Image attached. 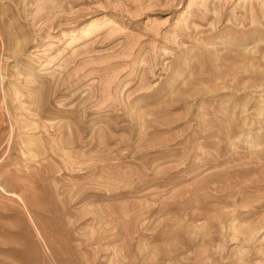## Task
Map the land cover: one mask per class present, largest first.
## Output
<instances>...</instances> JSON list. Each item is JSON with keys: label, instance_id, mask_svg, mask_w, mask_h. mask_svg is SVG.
<instances>
[{"label": "rangeland", "instance_id": "374dc122", "mask_svg": "<svg viewBox=\"0 0 264 264\" xmlns=\"http://www.w3.org/2000/svg\"><path fill=\"white\" fill-rule=\"evenodd\" d=\"M0 264H264V0H0Z\"/></svg>", "mask_w": 264, "mask_h": 264}, {"label": "bare ground", "instance_id": "6f19581e", "mask_svg": "<svg viewBox=\"0 0 264 264\" xmlns=\"http://www.w3.org/2000/svg\"><path fill=\"white\" fill-rule=\"evenodd\" d=\"M247 1H250V2H251V1H253V0H247Z\"/></svg>", "mask_w": 264, "mask_h": 264}]
</instances>
